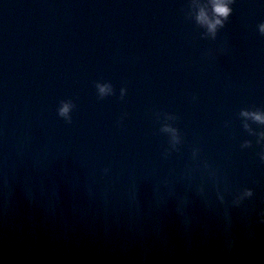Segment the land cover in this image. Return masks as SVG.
I'll list each match as a JSON object with an SVG mask.
<instances>
[{
    "label": "water",
    "instance_id": "water-1",
    "mask_svg": "<svg viewBox=\"0 0 264 264\" xmlns=\"http://www.w3.org/2000/svg\"><path fill=\"white\" fill-rule=\"evenodd\" d=\"M0 264H264V0H0Z\"/></svg>",
    "mask_w": 264,
    "mask_h": 264
}]
</instances>
